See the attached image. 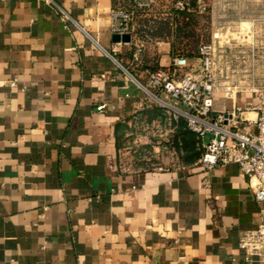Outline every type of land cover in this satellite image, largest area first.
Here are the masks:
<instances>
[{
	"label": "crops",
	"instance_id": "crops-1",
	"mask_svg": "<svg viewBox=\"0 0 264 264\" xmlns=\"http://www.w3.org/2000/svg\"><path fill=\"white\" fill-rule=\"evenodd\" d=\"M49 1L0 0V264H245L239 239L260 222L247 179L202 169L195 134L135 82L174 55L198 73L174 45L173 0L129 43L111 41L124 0ZM204 1L201 43L262 73L264 0ZM231 105L214 94L213 112Z\"/></svg>",
	"mask_w": 264,
	"mask_h": 264
},
{
	"label": "built area",
	"instance_id": "built-area-1",
	"mask_svg": "<svg viewBox=\"0 0 264 264\" xmlns=\"http://www.w3.org/2000/svg\"><path fill=\"white\" fill-rule=\"evenodd\" d=\"M42 1L50 3L49 0ZM156 1L124 0L110 13L112 33L128 34L131 39L137 32V18L146 17ZM190 1L173 0L171 12L198 15L207 12L204 0H194L193 4ZM62 20L67 18L63 15ZM227 48L212 42L201 43L197 48V74L192 66L188 67L185 56L174 55L168 66L148 72L144 82H135L146 98L171 110L174 117L182 118L187 130L195 134L201 150L197 164L202 169L232 164L247 179L259 208L260 222L254 229L243 233L239 248L245 264H264V92L248 90L254 94V99L238 105L234 98L243 89L238 90L227 81L218 84L217 75L227 76L234 71L230 64L236 59L229 58L225 52ZM218 91L232 101L231 107L222 113L213 112L214 94ZM161 95L182 105L185 110L167 104Z\"/></svg>",
	"mask_w": 264,
	"mask_h": 264
},
{
	"label": "rangeland",
	"instance_id": "rangeland-1",
	"mask_svg": "<svg viewBox=\"0 0 264 264\" xmlns=\"http://www.w3.org/2000/svg\"><path fill=\"white\" fill-rule=\"evenodd\" d=\"M194 0H191V4H193ZM193 7V6H191ZM189 14V13H188ZM207 12L199 17H185L180 18L179 22L180 26H182L181 31L179 32L178 40L175 41V46L178 49H181L184 52V55L191 54L197 52V48L199 47L201 42H205V38L207 35ZM148 16L138 17L140 20H147ZM162 22V21H157ZM141 35H148L149 32L146 29H141ZM223 58L220 60L222 63ZM253 60L242 59V60H233L230 64L231 68L234 69L232 73H229L227 76L217 75L216 79L219 85H222L223 82L227 81L232 86H236L238 90H257L259 92H264V71L259 74L255 73L253 70H250V66ZM258 65L264 67V59H262ZM246 67V69H244ZM227 77V78H225ZM141 82V81H140ZM163 100L168 101L167 98H164L163 95L160 96ZM152 100V99H150ZM153 102V101H151ZM164 114L168 117L175 116V114L169 110L164 109ZM153 130L156 132L155 127ZM163 131L157 134L158 137L162 136ZM207 140V138L205 139Z\"/></svg>",
	"mask_w": 264,
	"mask_h": 264
},
{
	"label": "water",
	"instance_id": "water-1",
	"mask_svg": "<svg viewBox=\"0 0 264 264\" xmlns=\"http://www.w3.org/2000/svg\"><path fill=\"white\" fill-rule=\"evenodd\" d=\"M111 41L113 43H129L130 36L128 34H123V35L113 34L111 36Z\"/></svg>",
	"mask_w": 264,
	"mask_h": 264
},
{
	"label": "trees",
	"instance_id": "trees-1",
	"mask_svg": "<svg viewBox=\"0 0 264 264\" xmlns=\"http://www.w3.org/2000/svg\"><path fill=\"white\" fill-rule=\"evenodd\" d=\"M180 16H182V18H185V17L187 18L189 16V14L180 13ZM189 17H191V16H189ZM181 28H182V26L178 25V27L176 28V31L180 32ZM154 35H157V32Z\"/></svg>",
	"mask_w": 264,
	"mask_h": 264
}]
</instances>
